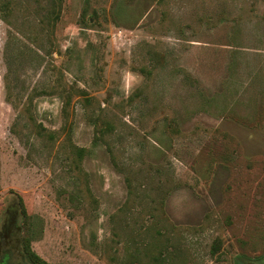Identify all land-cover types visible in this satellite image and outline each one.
<instances>
[{"label": "rangeland", "instance_id": "rangeland-1", "mask_svg": "<svg viewBox=\"0 0 264 264\" xmlns=\"http://www.w3.org/2000/svg\"><path fill=\"white\" fill-rule=\"evenodd\" d=\"M40 261L264 264V0H0V264Z\"/></svg>", "mask_w": 264, "mask_h": 264}, {"label": "trees", "instance_id": "trees-1", "mask_svg": "<svg viewBox=\"0 0 264 264\" xmlns=\"http://www.w3.org/2000/svg\"><path fill=\"white\" fill-rule=\"evenodd\" d=\"M8 15H6V13H5V15L3 14V17H2V19L3 20H5V17H7ZM29 258V257H28ZM30 259V258H29ZM40 264H47L46 262H43V261H40Z\"/></svg>", "mask_w": 264, "mask_h": 264}]
</instances>
